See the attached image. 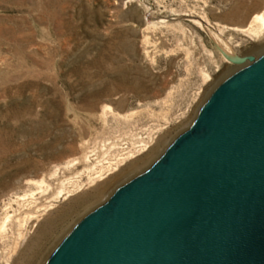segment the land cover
<instances>
[{
	"label": "rangeland",
	"instance_id": "1",
	"mask_svg": "<svg viewBox=\"0 0 264 264\" xmlns=\"http://www.w3.org/2000/svg\"><path fill=\"white\" fill-rule=\"evenodd\" d=\"M258 11L264 0H0V220L13 215L0 264L20 232L9 264H47L79 222L165 155L200 102L250 64L223 51L263 55L264 30H234ZM141 143L153 153L117 188L89 187L102 165L141 157Z\"/></svg>",
	"mask_w": 264,
	"mask_h": 264
},
{
	"label": "water",
	"instance_id": "2",
	"mask_svg": "<svg viewBox=\"0 0 264 264\" xmlns=\"http://www.w3.org/2000/svg\"><path fill=\"white\" fill-rule=\"evenodd\" d=\"M193 126L86 216L47 264H264V53Z\"/></svg>",
	"mask_w": 264,
	"mask_h": 264
},
{
	"label": "bare ground",
	"instance_id": "3",
	"mask_svg": "<svg viewBox=\"0 0 264 264\" xmlns=\"http://www.w3.org/2000/svg\"><path fill=\"white\" fill-rule=\"evenodd\" d=\"M194 20H197V19H194ZM200 26H202V27H205L206 28V24H209V22L206 20V19H204V18H202L201 20H197L196 21ZM195 22V23H196ZM180 23V22H179ZM154 24V23H153ZM152 24V25H153ZM158 24H162V25H166V24H168V22L167 21H160V22H158ZM155 25H156V23H155ZM169 25V24H168ZM180 25H181V23H180ZM234 30H236V31H246V32H249L250 34H252L253 36H260L261 35V33L263 32V30H264V11H258V12H256L255 14H254V16L251 18V20L249 21V24H248V26L246 27V28H239V27H236V28H234ZM222 32V29H220V33ZM226 74H227V72H224V73H222V75H220L219 77V79H218V81L216 82V83H214L213 84V88L217 85V83L219 82V80H221V79H223V76H226ZM212 90V89H211ZM212 92V91H211ZM210 92V93H211ZM209 93V94H210ZM205 100V99H204ZM204 100L202 101V102H200V105H199V107L198 108H196V110L194 111V114H193V116H192V120H191V123H192V125H191V127L193 126V124L195 123V121H196V119H197V116H198V113L200 112V110L202 109V104H204L205 102H204ZM190 127V128H191ZM189 130V128L186 130V131H188ZM186 131H183V132H186ZM148 148V149H147ZM136 149V148H135ZM140 151V153H142L141 155V157H140V155L138 156V155H133V154H130L131 152H129L128 153V156L126 157L125 156V158L124 157H120L119 159H115V160H112V163H110L109 165H107V166H104V165H102L101 167H103L104 169H102V171L100 172V173H98L97 175H96V177L94 176V177H92V178H90L89 180H90V182H89V187H92V186H97V183L98 182H101V181H106V183L104 184L105 186L106 185H108V184H111V183H113L114 184V186H116V188H117V185H118V183H119V179H121V178H118L121 174H127L128 173V171H130V169L132 170V169H136L137 167H138V165L141 163V162H143L144 160H146L147 158H149V155H151V153H153V152H151V151H153L152 150V148H150L149 149V145H146V146H144L143 148H142V150H139ZM98 152V151H97ZM144 153V154H143ZM163 154H165V153H163ZM160 159V158H159ZM90 160V159H89ZM120 160L122 161V162H125L124 164H123V166L122 167H119V166H121L120 165ZM155 160V158H152L151 159V161H148V163L146 164L148 167H149V165L153 162ZM157 160V159H156ZM102 162V161H101ZM77 163V162H76ZM75 163V164H76ZM100 164V163H99ZM102 164H104V162L102 163ZM74 165V164H73ZM73 165H71V166H73ZM106 165V164H105ZM147 166H145V167H143L142 169L144 170ZM97 167H99V165L97 166ZM147 169V168H146ZM142 170V171H143ZM90 172H91V170H89ZM96 171V170H95ZM146 171H144L143 173H145ZM93 173H95L94 172V170H93ZM55 174V173H54ZM92 175V174H91ZM116 175V176H115ZM142 175V174H141ZM111 176H114V177H112L111 178ZM120 177H122V176H120ZM40 183H42L41 181H40ZM43 184V183H42ZM64 184V183H63ZM64 186V185H63ZM62 186V187H63ZM86 186V185H85ZM88 186V185H87ZM113 186V187H114ZM67 187V186H66ZM81 187V186H80ZM100 187H104L103 186V184H102V186L100 185ZM67 189V188H66ZM115 189V188H114ZM77 191V190H76ZM63 192V191H62ZM68 192V191H67ZM70 192V191H69ZM75 192V191H74ZM73 193V192H72ZM67 197V196H66ZM69 197H70V195H69ZM24 198V197H23ZM18 201H20V199L18 200ZM13 204V203H12ZM11 207H12V205H11ZM7 208V207H6ZM9 208H10V206H9ZM6 210V209H5ZM10 211V210H9ZM46 213H47V211H46ZM13 215H10L9 214V212H6V214H5V216L3 217V218H1V220H0V235H4V233L6 232V230H7V227H8V225H9V223L10 222H12V220H13ZM39 219V218H38ZM21 223V222H20ZM21 225V224H20ZM21 228V227H20ZM9 230V229H8ZM22 230V229H21ZM26 235V234H25ZM23 238H24V234H23V232H20L19 233V237H18V240L16 241V243L14 244V246L13 247H10V249L8 250V252L6 253V255L4 256V258H5V260H6V262H7V264H9V262L12 260V258H13V256L15 255V253L17 252V250H18V248H19V246H20V242H21V240H23Z\"/></svg>",
	"mask_w": 264,
	"mask_h": 264
},
{
	"label": "built area",
	"instance_id": "4",
	"mask_svg": "<svg viewBox=\"0 0 264 264\" xmlns=\"http://www.w3.org/2000/svg\"><path fill=\"white\" fill-rule=\"evenodd\" d=\"M143 146H144V144H142V143H141V144H139V145L137 144V148H136V150H138V151H139V150H140V149H141ZM123 149H124V150H123V152H122V153H125V154H126V152H128V151H127V148H123Z\"/></svg>",
	"mask_w": 264,
	"mask_h": 264
}]
</instances>
